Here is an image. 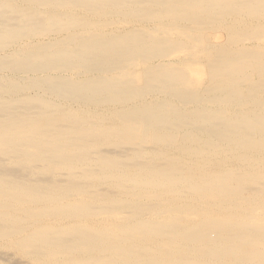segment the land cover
Instances as JSON below:
<instances>
[{
	"label": "bare ground",
	"instance_id": "bare-ground-1",
	"mask_svg": "<svg viewBox=\"0 0 264 264\" xmlns=\"http://www.w3.org/2000/svg\"><path fill=\"white\" fill-rule=\"evenodd\" d=\"M0 249L264 264V0H0Z\"/></svg>",
	"mask_w": 264,
	"mask_h": 264
},
{
	"label": "rangeland",
	"instance_id": "rangeland-1",
	"mask_svg": "<svg viewBox=\"0 0 264 264\" xmlns=\"http://www.w3.org/2000/svg\"><path fill=\"white\" fill-rule=\"evenodd\" d=\"M2 251H3V249H0V253H2ZM3 252H5V250L3 251ZM10 253V251H8V254ZM12 253V252H11ZM3 254H5L6 255V253H3Z\"/></svg>",
	"mask_w": 264,
	"mask_h": 264
}]
</instances>
